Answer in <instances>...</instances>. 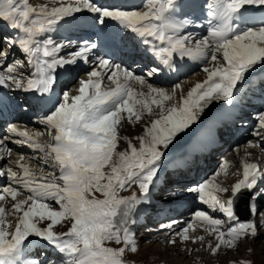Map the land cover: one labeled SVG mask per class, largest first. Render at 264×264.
Here are the masks:
<instances>
[{
    "label": "snow or ice",
    "instance_id": "6c2138e0",
    "mask_svg": "<svg viewBox=\"0 0 264 264\" xmlns=\"http://www.w3.org/2000/svg\"><path fill=\"white\" fill-rule=\"evenodd\" d=\"M188 6L191 16L183 12L182 0H145L142 9L98 0H44L35 6L29 0H0V24L12 33L0 37V89L32 93L50 105L37 120L47 130V143L36 139L42 132L19 131L14 125L0 137V160L13 151L10 142L38 150L43 165L50 168L48 176L36 173L24 163L23 153L15 166L9 162L0 167V179L7 180L0 184V202L12 201L10 209L0 203V264H125L124 253L137 251L129 225L141 206L151 204L170 146L180 134L191 132L210 105H233L251 78L264 73V0H192ZM84 13L91 14L95 24L111 20L119 28L75 45L53 38L52 33L77 24ZM190 26L204 29L203 34L187 31ZM120 29L139 37L155 63L137 74L97 57L87 78L79 80L78 94L70 95V89L57 93L60 71L87 64L101 41L117 46L123 40ZM177 59L199 63L205 78L186 93L179 83L168 90L149 82L165 69L175 71ZM105 77L111 88L102 87ZM254 119L252 135L258 139L247 147L264 150V110ZM125 121L143 122L142 134L121 136ZM240 166V178L230 189L216 180L226 174L228 161H222L209 179L184 187L205 207L197 208L169 243L177 237L181 242H203L204 236L188 235L199 227L214 235L215 246L207 247L215 255L221 247L231 250L238 241L258 235L257 222L241 220L236 207L247 198L250 214H258L264 169L247 159H241ZM134 186L138 193L121 195ZM21 195L24 198L18 199ZM65 223L70 224L67 231L54 230ZM33 237L46 242L53 257L44 252V260L32 256ZM112 242L117 247L106 246Z\"/></svg>",
    "mask_w": 264,
    "mask_h": 264
},
{
    "label": "rangeland",
    "instance_id": "374dc122",
    "mask_svg": "<svg viewBox=\"0 0 264 264\" xmlns=\"http://www.w3.org/2000/svg\"><path fill=\"white\" fill-rule=\"evenodd\" d=\"M188 1H192V0H188ZM42 2H44V0H42V1L41 0H29V3H31L34 6L38 5ZM199 2L202 3L203 0H199ZM137 3H138V1H137ZM133 4L134 3L130 2V0H104V2H103V5H109V6L115 5V6H118L121 8H125V9H129L130 6H134ZM142 8H143V6H139L135 9H142ZM185 9H187V5L185 6L184 10ZM192 13H191V15H192ZM90 17H91V14L84 13L82 18L80 19V21H83L84 23L89 24V25H95L94 22H90V20H89ZM68 28H69V26H66L65 28H62V29L60 28L61 30H59V33H61V35L64 36V41L71 40L74 42V45H75V43H78L82 39L92 38L91 36H89V34H91V33L87 34V32L84 30L85 26L83 27L79 23L72 25L70 27L72 30L70 28L69 29ZM64 29H68L70 31L68 32L67 30H64ZM97 31L99 32V30H97ZM83 32L86 33V36L83 34ZM193 32H197V30L194 27H193ZM68 33H71V35H67ZM127 33L128 32H125V34H127ZM5 34L11 35L12 33L9 32L4 27V25L0 24V37H2ZM57 34L58 33L54 32L51 35L53 36V38L56 41H59ZM0 47H2V44H0ZM102 47L103 46H99L97 51L100 52V48H102ZM108 48H110V47H108ZM13 51L16 53L17 57L22 58L21 53H19V51L15 50V49ZM102 52H100L102 54V56L98 55V57L107 58L108 56H105L104 53H102ZM127 56L128 55L121 56V58H127ZM117 57H119V56H116L114 58H117ZM119 58L116 60H113V62L120 64L121 58L120 59ZM91 59H92V57H91ZM91 59H89L87 64L80 62L76 66H67L66 69L61 70L60 74H59V83H58L57 89H56V90H59L57 93H62L63 90L70 89L71 90L70 95L78 94L77 89L79 86V84H78L79 80L80 79H86L87 77H86L85 73L90 71L92 69V67H94L96 64V61H92ZM135 60H138V59H135ZM123 63H125V65H127L125 60L123 61ZM89 64H90V66H89ZM194 65L195 66L192 65V69L190 71H193V70H200V71L194 72L195 74L193 76H191L188 80H186V86L189 85L188 83H190L189 81L191 80V78L196 77L197 75L203 73L201 71V65L199 63H196ZM142 66H143V63L141 62V60H138L135 64L134 63L130 64L129 68L132 71L135 70L139 73H143L144 69ZM150 66H152V65H149V67ZM190 68L191 67L189 66V69ZM189 69H188V71H189ZM255 76L256 75H254L251 78V80H253ZM178 79H179V77L176 80L178 81ZM103 81H104L103 84H106V85L108 84V80L106 77L104 78ZM184 82L185 81H183L180 84H182V86L184 85V87H185ZM158 84L159 85H157L155 83V85L158 87H163V88L168 89V90L171 89V88L164 87L163 85H165V82H163V81H162V83H158ZM153 85H154V83H153ZM3 92L9 98L11 103H16L19 107V108H17V110H16V108L13 109V111H15L13 113V116L18 114V117H16L15 119L22 117L25 123L23 122V120H18L17 122H15V120H14V121L10 122L7 119L5 121L6 124L4 126L0 125L2 127V129L0 130V133H1L0 137H2L3 135L6 134L7 129L5 130V128H8V126H9L8 124H13V122H15L13 125L16 126V128L19 131L22 129L24 131H28L29 133H35L37 131L42 132V134L39 135L38 137H36V139L42 144L47 143L48 142L47 130L44 128V126L39 125L37 123V119L39 117L37 116L38 117L37 118V117L32 115V113L37 114L38 113L37 111L39 109L32 107V105L30 104L29 99H28L29 95H26L23 92H20V93L18 92L20 95H18L16 97V95H14V93L11 91L4 90ZM11 93L13 94V96L11 95ZM240 95L242 96V92L240 93ZM14 97H15V99H14ZM250 99L255 101V103L253 104L254 107L251 106V107L247 108V111H246L247 115L246 116H242L239 114L237 115V113H235L236 112L235 109H232L229 106H226L227 103H225V104L224 103H222V104L213 103L212 105H210V107L208 109L205 110V113L202 115V118L197 122V124L192 127L191 132H189L187 135L181 134L179 139L174 141V143L170 146V148L167 152V155L162 162L163 167H162V171L160 172V179L157 181V186L155 188H153L152 193H151L150 199L152 201V204L145 208V213H144L145 217L138 216L137 217L138 219H135L134 220L135 222L129 225L130 231L133 230L132 234L134 235V238H135V241L137 244V251L136 252L126 251L124 253V256H123L124 261H125V258H127L126 260H127V262H129V263H127L125 261V264H165V262L168 261L169 259H173V257H171L170 255H169L170 257L168 255H166V253H168V248L170 247L168 241L170 239H173L172 233L178 232L181 228L185 227L186 226L185 222L187 220L189 221L191 219L189 217H192V213L197 208H204L203 205L198 204L194 200V198H192L193 196L191 194H189L188 196L182 197V198H178V197H180V195L182 193H180L179 190H174L171 188L168 189L169 185L175 186L174 188H177L176 186L179 185L178 188H181L180 191H184L183 189L186 185H180L179 183L184 184L182 182H187L189 180L188 178L191 175H193V173L195 174V172H197L199 168H200V170H199V172H197V174L200 176V179H198V180L196 179L195 180L196 183H198L197 181H199V182L202 181V176H203V178H205L204 180L209 179V177H211L212 174L217 171V166H219V164L222 162L221 158H222V160L228 159L226 161H228L229 165H231V166L228 165L226 173H228V171H229L230 167H232V165H234L237 168L238 173L241 172V170H239V168H241V166L239 165L240 164L239 156H240V154H242L241 150H245V148H247V143L249 141H252V139H254L252 137L253 136L252 132H253V128L255 125L254 115L256 114V112H258L260 110H264V108L259 109L264 105V92L262 93L261 96H256V97L251 96ZM17 100L21 104L22 108L25 110H23L21 108V106L18 104ZM42 103H39V105H41ZM12 105H15V104H9L8 103L6 105V110H12ZM32 108H33V111L31 113L29 109H32ZM0 109H1V107H0ZM1 111L3 112L2 109H1ZM41 111H42V109L39 110V112H41ZM217 113H219V114H217ZM229 113L231 115H233V119L236 120V121L234 120V125L233 124H227L229 127H233V129H230V128L229 129L233 130V132H234L233 136L235 135L234 137L237 138L235 141H232V142H237V144L239 146L238 145L233 146L232 143L228 144L227 146H225L223 144L220 151H218L219 152L218 158H216V160L212 163V165H210L211 161L200 160V158L197 157L196 160H198L202 164H195L194 167H192L187 173H183V171H186V169L183 170V168L186 166V164H188V161H190L192 159V158H190V156L192 155L193 150L199 149L200 154L203 153V151L208 150L207 145L212 143L211 137L213 136L215 131H218V128H219V126L214 127L215 124L218 122H221L224 118H227V114H229ZM248 114H250V115L248 116ZM7 115L8 114L6 112L5 116H7ZM8 116L11 117V115H8ZM244 119H245V121H243ZM240 124H243V125H240ZM128 125L129 124H126V126H128ZM131 125H134V124H131ZM204 125H205V127L203 129H201ZM246 127H249V128H247V130H246ZM242 140H243V142H242ZM262 147H264V145H262ZM256 149H257V152H256L257 154L253 155L252 157L257 158L260 156L259 158H257L258 161L256 160V162L258 163V165L260 166L261 169H264V150H262L261 147H258ZM12 150H13V153L11 152V154H10L12 157V160L17 159V157H18L17 154L23 153V154H25V157H26L24 163L26 162V164L31 169L34 170V168H35L37 173L38 172H39V174L43 173L44 176L49 175L50 168L47 165H43L42 160L41 161L39 159H35L34 161L30 160L29 158H31V154H29L28 152H24L22 149H17V150L12 149ZM12 154L15 156L17 155V156L13 157ZM185 155H187V156H185ZM179 156H181V157H179ZM198 156H199V154H198ZM255 156H257V157H255ZM6 161L0 160V163L2 165H4ZM190 162L194 163L193 160ZM207 164L210 166H213V167L215 166V168L212 167L211 169H208V167H207L205 170L203 167H205L204 165H207ZM192 165H190V167ZM174 167H177L176 170L174 169ZM209 170H211V171L208 173L207 177H205L204 176L205 173ZM53 171L56 175H58V173H59L58 168H55ZM200 171H202L201 174H199ZM184 178H186V179H184ZM221 178H222V175L217 176L216 177L217 182L220 183ZM3 180H6V178ZM227 180H229V178H227ZM1 181L2 180H0V184H2ZM222 181H224V180H222ZM231 183L233 184L234 182L230 181L229 183L224 184L223 186L228 187L230 189V187L232 185ZM188 185H190V184H188ZM171 186H169V187H171ZM132 191H136L138 193V189L134 186L132 189H129L128 191L122 192L121 195L127 196ZM169 191H171V192L168 193ZM171 193H177V195H173V196L178 198V200H175L172 203H166L167 201H169L173 198L169 195ZM97 195L99 196V194H97ZM23 198H24L23 195L18 196V199H23ZM182 199H186L189 201L181 204V203H179V201H181ZM0 203H3L5 208L10 209L12 201L9 198L8 201L0 202ZM257 207H258V214L255 217H253V219L255 221L259 220V218H261L264 215V199L258 200ZM157 208H159V209H157ZM157 211H160L159 213H162V214L158 215L159 213H156ZM215 215L219 216L220 218H223L222 215L219 213H216ZM187 216H189V217H187ZM8 219H11V217H8ZM175 220H177V221H175ZM243 220H249V218H243ZM173 221H175L177 223L173 224L172 223ZM176 226H179L180 228L177 230L175 229L176 231L175 230L170 231L171 228H174ZM163 227H165V228H163ZM68 228L69 227L67 226V223H65V224L56 226L55 230L59 229L60 231H67ZM258 232H264V227H260L258 229ZM166 233H167V235H166ZM196 233H198V234H196ZM188 235L190 237L204 236V241H206V239H207L206 236L208 238H210V236H212V235H208L207 233L200 230L199 227L195 231H190L188 233ZM30 239L33 240L35 238H30ZM212 239L210 238L209 240H212ZM247 239L248 238H245V239L238 241V243H237L238 245L235 247L236 250L231 252L230 255H228L229 252L224 254V256L227 259H232V262L230 264H233V262H235V264H249V262H250V264H264V253L258 254L257 251H255L254 249L249 251V249H250L249 245L251 243ZM176 241L178 243H180V239L178 237L176 238ZM204 241L203 242L197 241L196 243H192L191 240H187L186 242L188 243L187 245H190V244L198 245L200 243L199 246L202 249H204V245H203ZM254 241H256V240H254ZM258 241L264 242V240H261V239ZM106 246L117 247V245L114 242L108 243V244H106ZM217 255H218V257H220V254H217ZM208 257H209V259L213 258V255L211 254V252L209 253ZM179 258H182V256H180V255L177 256V259H179ZM187 261H190V259H188ZM196 262L200 264V259H198ZM178 263L184 264V262H178Z\"/></svg>",
    "mask_w": 264,
    "mask_h": 264
},
{
    "label": "bare ground",
    "instance_id": "6f19581e",
    "mask_svg": "<svg viewBox=\"0 0 264 264\" xmlns=\"http://www.w3.org/2000/svg\"><path fill=\"white\" fill-rule=\"evenodd\" d=\"M42 1V0H41ZM137 1L138 0H130V2H132V3H134L133 5H135V4H137ZM182 2L185 4V6L187 5V9H185L184 10V8H183V12H185V13H187L189 16L191 15V13L193 12V10H192V8L191 7H189L188 5L192 2V1H188V0H182ZM110 5V4H109ZM130 9V8H129ZM196 15H200V13L197 11L196 12ZM178 18H183V16H179ZM89 20H90V22H93V20L91 19V17L89 18ZM80 25H82L83 27L85 26V28H84V30L87 32V34H89V33H91V34H89V36H91L92 38H88V39H95L96 38V36H100V37H103L105 34H107V33H110V32H114V31H116L118 28H119V26L115 23V22H113V21H111V20H109V21H107V23L105 24V25H103V26H101V25H99V24H95V25H89V24H86V23H84L83 21H80L79 20V22H78ZM66 26H64V27H61V29L62 28H65ZM195 28V27H194ZM61 29H59V30H61ZM196 30H197V32H193V27L192 26H190L188 29H187V31H189V32H193L194 34L196 33V34H198V32L199 31H202V30H204V29H202V28H195ZM58 30V31H59ZM64 30H67L68 32L70 31V30H68V29H64ZM97 30H99V32L97 31ZM81 33V32H80ZM61 34V33H60ZM83 34L86 36V33H84L83 32ZM95 34V35H94ZM67 35H71V33H68ZM120 35L121 36H123V40L121 41V42H119L118 43V45L117 46H113L112 44H110V43H108V42H105V41H101L100 42V46H103L102 48H100V50L101 51H103L102 53H104V55L105 56H108L107 58H109L110 60H114L115 58L114 57H116V56H119V57H121L123 54H125V56L126 55H128V63L129 62H131L132 60H135V59H143V58H146L145 59V63H144V67H146V66H149V65H153L154 63H155V61L153 60V61H151L150 62V57H151V54L150 53H148L147 51H146V46L145 45H143L141 42H140V38L139 37H137V36H135L134 34H132L131 32H128L127 34H125V31L123 30V29H120ZM62 37V38H61ZM60 41H64V36L62 35V36H60ZM126 41V42H125ZM102 44V45H101ZM108 47H110V48H108ZM108 48V49H107ZM101 53L100 52H98L97 50L94 52V54L92 55V61H96V58L98 57V55H100ZM101 56H102V54H101ZM91 61V62H92ZM176 64H177V67H176V70L175 71H168V70H164L159 76H156L155 77V79H156V81L159 79V78H165V80L166 81H168L167 83L169 84V85H172L174 82H175V80L178 78V77H180V74H182V73H184V72H188V69H189V66L191 67L190 69H189V71L192 69V65L193 66H195L194 64H196V62H192V61H190V60H183V59H177V61H176ZM86 66V65H85ZM89 66H90V64H89ZM143 67V66H142ZM141 67V68H142ZM138 69V68H137ZM202 71V70H201ZM203 72V71H202ZM258 77H262V78H264V73H261V74H259L258 76L256 75L255 77H254V79L253 80H256ZM205 78V73H201V74H199V75H197L196 77H193V78H191V80L189 81L190 83H188L189 85L188 86H186V81L184 82V84H185V87H184V85L182 86V88H183V91L186 93L192 86H194V84L195 83H197V82H199V81H202L203 79ZM104 80V79H103ZM253 80H251V82H255V81H253ZM177 81V80H176ZM150 82V81H149ZM104 83V81H102V87L103 88H105V89H108V88H111L112 87V84H111V82L110 81H108V84L106 85V84H103ZM150 83H152V82H150ZM257 83V82H256ZM153 84V83H152ZM155 85V84H154ZM182 85V84H181ZM156 86V85H155ZM133 87H136V88H139V86L138 85H133ZM245 90H246V88L244 89V90H242V95H243V93L245 92ZM4 90L3 89H0V107H1V109L3 110V112L1 111V109H0V125L1 126H4L5 124H6V120L8 119V121H10V122H12V121H14V120H16L15 118L16 117H18V114H16L15 116H13V113L15 112V111H13V109H15L16 108V110H17V108H19L18 107V105L16 104V103H11L10 102V100H9V98L4 94V92H3ZM144 91H146V89H144ZM244 91V92H243ZM11 92H13L14 93V95H17L18 94V92L20 93V92H22V91H11ZM24 93V92H23ZM251 93V92H250ZM26 95H29V102H31L32 104V107L33 108H36V109H42V111L41 112H39V110L37 111L38 113L37 114H33L32 113V111H33V108L32 109H29L30 110V112L32 113V115L33 116H35V117H40L41 115H43L44 114V112L45 111H47V109H48V107H49V103L47 102V101H38V99L32 94V93H25ZM11 95L13 96V94L11 93ZM245 95V94H244ZM248 98H251V94H249L248 95ZM240 99H241V95L239 94L238 95V97H237V100H236V102H234V104L233 105H226V106H229L230 108H232V109H235L236 110V112L235 113H237V115L239 114L238 112L240 111V110H244L245 112L247 111V108L248 107H254V103H255V101H253V100H251L250 101V103H251V105L250 106H248L247 104H245V105H243L244 103H247V102H241L240 101ZM43 102V103H42ZM15 104V105H12V110H6V105L7 104ZM39 103H42L41 105H39ZM214 103H220V104H222V103H224L225 104V102H223V101H221V102H214ZM17 105V106H16ZM22 108V107H21ZM30 108V107H29ZM250 109V108H249ZM22 110V109H21ZM7 112V114L8 115H11V117L10 116H5V113ZM217 114H219V113H217ZM240 115V114H239ZM215 116V115H214ZM255 116V115H254ZM37 117V118H38ZM11 118V119H10ZM31 118V117H30ZM214 118V117H213ZM212 118V119H213ZM18 119V118H17ZM19 119H23L22 117H19ZM211 119V118H210ZM234 120L235 119H233V115H231L230 113L229 114H227V118H224L221 122H218V123H216L215 124V126L214 127H218V126H220L222 123H226V124H233L234 125ZM255 120V119H254ZM236 121V120H235ZM240 121V120H239ZM126 124H128L126 121L123 123V125L120 127V130H119V134L121 135V136H128L129 138H131V137H134V136H138V135H141L142 134V131H143V122H141V123H139V124H134V125H131V124H129L128 126H126ZM8 125H11V124H8ZM236 125V124H235ZM240 125H243V124H240ZM0 126V130L2 129V127ZM250 127V126H249ZM249 127H247V128H249ZM247 128H246V130H247ZM216 130V129H215ZM20 131H24V130H20ZM216 132L217 131H215V133L213 134V136L211 137V140H212V143H210L209 145H207L208 146V150L210 149V148H212L213 146H214V141H215V139H216ZM0 135H1V133H0ZM180 136H181V134H180ZM254 139H252V141L253 142H256L257 141V137H255V136H252ZM195 141V140H194ZM242 142H243V140H242ZM8 147L9 148H11V149H22L24 152H28L29 154H31V158H29L30 160H35V159H39L40 161H41V156H42V154L41 153H39V151L37 150V151H33L32 149H30L29 147H27V146H20V145H16V144H14V143H8ZM126 147V144H125V142L123 141V140H121L120 142H119V148H120V150H123L124 148ZM256 148H258V147H247V148H245V150H241V152H242V154H240V156H239V158H240V160L239 161H241V159H247L249 162H254V163H257L256 162V160H257V158H259V157H257V156H255V157H257V158H254V157H252L253 155H256L257 153V149ZM18 152V151H17ZM240 152V153H241ZM262 152V151H261ZM12 153H13V151H12ZM246 153H249L250 155H247L246 156ZM198 154L200 155V151H199V149H195V150H193V152H192V155L190 156V158H192L193 159V157H196V156H198ZM13 155V154H12ZM18 155V154H17ZM16 155V156H17ZM15 155H13V157H14ZM15 156V157H16ZM19 157H17V159H18ZM238 158V159H239ZM17 159H14V160H12V157H11V155H8L7 157H5L4 159H2L3 161L5 160H7L6 162H5V164H8L9 162H12L13 163V166H15L14 165V162L17 160ZM28 159V158H27ZM226 160H228V159H225V160H222V158H221V161H226ZM37 161V160H36ZM258 161V160H257ZM26 163V162H25ZM4 164V165H5ZM239 164V163H238ZM258 164V163H257ZM4 165H2L1 163H0V167H3ZM212 165V164H211ZM228 165H229V163H228ZM240 165V164H239ZM229 166H231V165H229ZM186 167L187 166H185L184 168H183V170H185L186 169ZM213 166H208V168L209 169H211ZM34 168V167H33ZM181 168V167H180ZM213 168H215V166L213 167ZM217 169H218V166H217ZM34 170H35V168H34ZM239 170H241V168H239ZM211 171V170H210ZM35 172H36V170H35ZM37 173V172H36ZM207 173V174H206ZM205 173V176H207L208 175V173H209V171H207ZM240 173L241 172H237V168L234 166V165H232V167H230V169H229V171H228V173H226V174H223L222 175V178L220 179L221 181H220V183H221V185L223 186L224 184H227V183H229L230 181H232V182H236L237 181V179H239L240 178ZM38 174H39V172H38ZM43 174V173H42ZM200 174V173H199ZM58 175H59V173H58ZM198 175V174H197ZM196 175V176H197ZM199 176V175H198ZM227 178H229V180H227ZM200 179V178H199ZM0 180H2L1 181V183L2 184H6L7 183V180H3V179H0ZM222 180H224V181H222ZM197 182H199V181H197ZM189 183H196V181L195 180H193V181H188L187 183H184V184H189ZM232 184V183H231ZM163 186V185H162ZM228 186V185H227ZM178 193V192H177ZM180 195V194H179ZM219 195H221L223 198H227V195L226 194H219ZM192 197V196H191ZM193 198V197H192ZM187 201H189V200H186V199H182L181 201H179V203H186ZM256 203L258 204V200L256 201ZM151 204H152V201H151ZM150 204V205H151ZM10 206V205H9ZM8 206V207H9ZM147 206H149V205H144V206H141V208H140V211H139V213L134 217V220L135 219H138L137 217L138 216H141V217H145V215H144V213H145V208L147 207ZM205 207V206H204ZM7 209V208H6ZM9 209V208H8ZM160 211H157L156 213H159ZM155 213V214H156ZM160 214H162V213H159L158 215H160ZM187 217H189V216H187ZM183 218V217H182ZM189 218H191V217H189ZM186 220V219H185ZM175 221H177V220H175ZM188 221V220H187ZM261 221H264V215L261 217V218H259V220H257L256 222H257V225H258V229L260 228L259 227V225H260V222ZM177 223V222H176ZM167 224V223H166ZM179 225V224H178ZM67 226L68 227H70V224H68L67 223ZM162 226V225H161ZM160 226V227H161ZM66 228V227H65ZM163 228H165V227H163ZM180 227L179 226H176V227H174V228H171L170 229V231H173V230H177V229H179ZM161 229V228H160ZM55 230V229H54ZM175 230V231H176ZM55 231H57V232H62V231H60L59 229L58 230H55ZM133 231V230H132ZM132 231H131V233H132ZM160 232V231H159ZM159 234V233H158ZM196 234H198V233H196ZM166 235H167V233H166ZM192 236V235H191ZM206 236V235H205ZM157 237V236H156ZM33 238H35V237H33ZM206 238L208 239H206V241H204V243H203V245H204V249H202L200 246H199V244L198 245H192V244H190V245H187L188 243L186 242V241H183V242H181L180 241V243H178L177 241L174 243V244H172V243H169V241H168V243H169V248H168V253H166V255H170L171 257H173V259H169L168 261H166L165 262V264H179L178 262H184V264L186 263V264H199V263H197L196 261L198 260V259H200V264H230L231 262H232V259H227L225 256H224V254H226L227 252H229L228 253V255H230L231 254V252H233L234 250H236L235 248H233V249H231V250H229V249H227L226 247H221V249L215 254V255H213V258H211V259H209V257H208V255H209V253H210V249L207 247V245L208 244H211L213 247L215 246V243H216V241H215V238H214V235H212V236H210V238L212 239V240H209L210 238H208L207 236H206ZM35 239H38V238H35ZM165 239V238H164ZM170 239V238H169ZM264 240V232H258V235L253 239L252 237H248V241L251 243L249 246H250V249L252 250V249H254L255 251H257V253L258 254H262V253H264V242H261V241H258V240ZM171 240V239H170ZM254 240H256V241H254ZM248 243V242H247ZM238 245V244H237ZM253 246V247H252ZM240 247V246H239ZM179 249V250H178ZM165 250V249H164ZM238 250V249H237ZM201 251V252H200ZM217 254H220V257H218V255ZM182 256V258H179V259H177V256ZM217 255V256H216ZM169 256V257H170ZM166 257V256H165ZM188 259H190V261H187ZM186 260V261H185ZM195 262H194V261ZM228 261V262H227Z\"/></svg>",
    "mask_w": 264,
    "mask_h": 264
}]
</instances>
